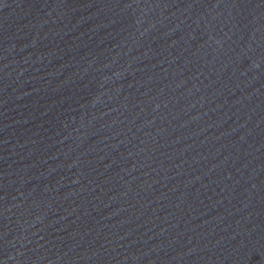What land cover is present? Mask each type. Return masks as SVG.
<instances>
[{"label": "water", "instance_id": "1", "mask_svg": "<svg viewBox=\"0 0 264 264\" xmlns=\"http://www.w3.org/2000/svg\"><path fill=\"white\" fill-rule=\"evenodd\" d=\"M0 264H264V0H0Z\"/></svg>", "mask_w": 264, "mask_h": 264}]
</instances>
